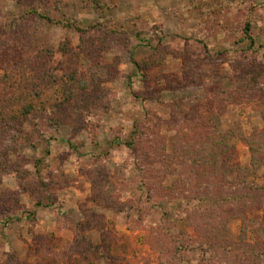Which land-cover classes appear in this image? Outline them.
Segmentation results:
<instances>
[{"label": "rangeland", "instance_id": "1", "mask_svg": "<svg viewBox=\"0 0 264 264\" xmlns=\"http://www.w3.org/2000/svg\"><path fill=\"white\" fill-rule=\"evenodd\" d=\"M8 74L47 107L0 120V264H264V152L251 167L246 141L264 129V0H0ZM215 130L251 170L204 191L243 196L207 240L163 158Z\"/></svg>", "mask_w": 264, "mask_h": 264}, {"label": "trees", "instance_id": "2", "mask_svg": "<svg viewBox=\"0 0 264 264\" xmlns=\"http://www.w3.org/2000/svg\"><path fill=\"white\" fill-rule=\"evenodd\" d=\"M34 13L41 15L38 11H34ZM42 17L50 20L48 16ZM63 26L81 33L84 32L78 27L76 21H66L63 23ZM250 31L251 25L247 24L245 28V34L247 37H250ZM155 53L158 54L157 52ZM154 59L155 60H152V63L149 64L147 68L160 66L166 61L165 58L160 59L155 57ZM34 68L35 67H33L32 70ZM6 77V79H0L1 121H21L46 110L47 104L43 100L45 93L31 87L28 78L23 76L19 79L20 82H16L17 79L10 74ZM74 79L77 78L74 77L72 80ZM93 85L92 82L86 78L77 80L75 84L77 90L80 92H87L92 87L98 86L97 84ZM246 141L252 155L251 167H259L261 163H263L261 160L262 156L260 155L264 152V129L256 130ZM132 147L133 146L130 144L129 149L133 150ZM176 147L173 155H167L163 158V162L165 164L167 163L163 168L168 174L177 176V181L172 189L175 193L173 194L176 196H182L187 195L194 189L198 191L193 198L189 199V201H192L194 204L187 209L188 226L194 228L195 232L199 234L201 233V235L204 234V237L207 240L217 239L215 230L219 227L223 228L227 223L226 218L221 217V214L219 215L217 211L221 213L222 211L220 210L225 207V205L242 202L243 196L222 195L218 197L217 195L212 197L204 191L206 189H211V180H214L215 178L226 179L230 173H236L238 171H244L246 174L247 172L249 173L251 168L242 170L239 166H235V158L238 153L237 146L231 143L228 134L223 135L218 130L207 135L197 146L193 143L182 142L181 145H176ZM219 158L223 161L221 167L217 166ZM229 162L232 163L231 166L227 165ZM204 168H210V172H205ZM185 169H187L186 172H184ZM187 172H189L190 175L193 174L195 181H193L192 177L186 179L188 175L186 174ZM198 177L201 181H199ZM235 185H237L236 182H234V186ZM262 190L263 188H259L258 191ZM251 198L255 199L253 197ZM225 217L228 216L226 215ZM233 219L245 220L246 215L244 212H241V214L234 215ZM202 248L204 249V247Z\"/></svg>", "mask_w": 264, "mask_h": 264}, {"label": "crops", "instance_id": "3", "mask_svg": "<svg viewBox=\"0 0 264 264\" xmlns=\"http://www.w3.org/2000/svg\"><path fill=\"white\" fill-rule=\"evenodd\" d=\"M128 65H129V67H130L131 69H135V66H133L132 63H131V64L129 63Z\"/></svg>", "mask_w": 264, "mask_h": 264}]
</instances>
